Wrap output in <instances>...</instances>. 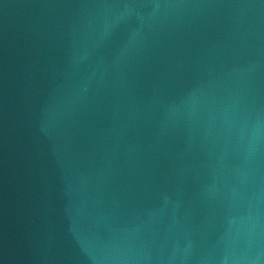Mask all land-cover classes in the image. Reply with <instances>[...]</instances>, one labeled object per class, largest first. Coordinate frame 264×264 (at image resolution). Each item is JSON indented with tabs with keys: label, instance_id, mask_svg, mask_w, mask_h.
<instances>
[{
	"label": "water",
	"instance_id": "water-1",
	"mask_svg": "<svg viewBox=\"0 0 264 264\" xmlns=\"http://www.w3.org/2000/svg\"><path fill=\"white\" fill-rule=\"evenodd\" d=\"M0 264H264V114L0 122Z\"/></svg>",
	"mask_w": 264,
	"mask_h": 264
}]
</instances>
